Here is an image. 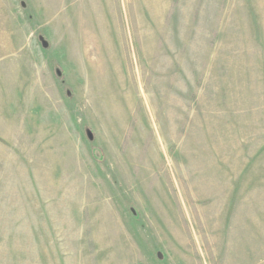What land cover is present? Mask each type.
I'll use <instances>...</instances> for the list:
<instances>
[{
	"label": "rangeland",
	"instance_id": "rangeland-1",
	"mask_svg": "<svg viewBox=\"0 0 264 264\" xmlns=\"http://www.w3.org/2000/svg\"><path fill=\"white\" fill-rule=\"evenodd\" d=\"M0 264H264V0H0Z\"/></svg>",
	"mask_w": 264,
	"mask_h": 264
}]
</instances>
